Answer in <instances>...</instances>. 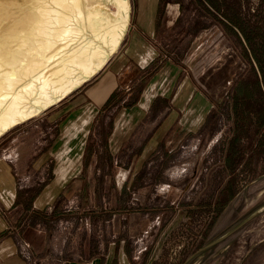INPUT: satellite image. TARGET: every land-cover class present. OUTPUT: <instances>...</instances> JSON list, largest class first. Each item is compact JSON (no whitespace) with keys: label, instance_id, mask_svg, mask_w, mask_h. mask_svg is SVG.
<instances>
[{"label":"rangeland","instance_id":"obj_1","mask_svg":"<svg viewBox=\"0 0 264 264\" xmlns=\"http://www.w3.org/2000/svg\"><path fill=\"white\" fill-rule=\"evenodd\" d=\"M99 1L113 17V2ZM128 1L121 51L140 6V0ZM210 1L158 0L151 14L152 0H146L148 33L139 39L145 49L158 53L147 79L171 62L181 69L183 90H194V95L161 126L157 104L119 147L111 133L112 119L121 113L105 115L102 133L97 127L85 144L87 155L80 161L84 176L79 174L42 208V216L59 218L41 220L45 241L35 238L29 244L37 252L31 264L82 261L119 247L127 264H264V133L259 136L264 105L250 65L238 54L245 41L233 23L250 28L264 0ZM88 83L0 137V153L12 145L6 156L11 151L26 154V184H34L24 189L27 214L37 213L32 203L54 178V160L39 173L30 171V160L55 135L47 119ZM167 121L156 153L147 156L153 148L144 155Z\"/></svg>","mask_w":264,"mask_h":264},{"label":"crops","instance_id":"obj_2","mask_svg":"<svg viewBox=\"0 0 264 264\" xmlns=\"http://www.w3.org/2000/svg\"><path fill=\"white\" fill-rule=\"evenodd\" d=\"M157 3L158 0H152L148 13L154 14ZM145 4L146 0H140L137 21L134 30L130 33L125 50L121 51L122 45H119L112 59L107 61L105 66L91 78V81L88 80L89 83L85 86L84 91L75 95L71 101L57 110L50 119H47L49 125L54 126L55 135L50 137L51 140L43 148L44 150L39 151L30 160V171L39 173L49 161L54 160L55 163L51 171L54 178L33 201V207L38 209L37 212H42V208L54 200L59 190L71 183L74 178L79 177V174L80 177L84 176L82 174L84 169L81 168L80 161L87 155H85V144L91 131H95L97 127L99 129L102 127L99 132L102 133L106 120L105 115L110 110L117 112L116 116L121 113L112 119V121L114 120V132L112 130V137L110 135L114 140L113 143H117L116 145L119 147L125 134L128 131L133 133L134 128L146 120L149 112H152L157 104H160L161 107L159 113L161 118L158 119V123L161 121L159 124L161 126L172 115L171 111L173 113L174 109L181 110V105L187 104L193 97L194 90L192 92L183 90L187 86L181 85V69L171 62L166 64L160 72L147 79L149 73L147 69L158 57V53L145 49L143 41L140 40L141 34L148 33L146 30L148 28L145 27L148 24ZM175 80H179L176 82L177 84H174ZM143 84H146L145 88L142 87ZM188 92L191 93L187 97ZM137 98L139 99L137 100ZM136 104L138 106L134 108ZM130 108H134V110H130ZM63 114L66 116L62 119ZM168 115L169 117H167ZM189 116L188 112L184 119L185 122H188ZM174 121V118L171 123L167 121L153 136L144 155L157 147L165 134L164 130L170 123L167 128L169 129ZM178 123L181 124V119ZM186 128L188 131H193L190 126H186ZM77 144L79 145L78 149L74 152ZM9 148H12V145H9L8 148L3 146L0 153V264H31V259L36 258L34 254L37 252L29 244L34 243L35 238L39 242L45 241V232L41 227L43 219L56 221L59 216H42V213L36 212L26 213L23 204L28 198V191L25 190L32 188L34 184H26L25 152L20 154V152L11 151L6 156V150ZM155 148L147 156L155 152ZM37 251H41V249ZM124 256L122 248L119 247L116 252L113 248L106 254L97 252L88 255L85 260H66L62 264H127Z\"/></svg>","mask_w":264,"mask_h":264},{"label":"bare ground","instance_id":"obj_3","mask_svg":"<svg viewBox=\"0 0 264 264\" xmlns=\"http://www.w3.org/2000/svg\"><path fill=\"white\" fill-rule=\"evenodd\" d=\"M108 1L113 17L99 0H0V137L105 66L130 10L128 0Z\"/></svg>","mask_w":264,"mask_h":264},{"label":"trees","instance_id":"obj_4","mask_svg":"<svg viewBox=\"0 0 264 264\" xmlns=\"http://www.w3.org/2000/svg\"><path fill=\"white\" fill-rule=\"evenodd\" d=\"M207 1L213 4L212 1ZM262 2V11L259 8L260 11H257V14H255L256 20L252 22L250 28H242V26L238 22L233 23H235V25L240 29L241 35L243 36V41H245V43H242V50H239L238 54L242 60H244L246 63L248 62V65H250V69L254 73L256 88L260 93L262 105H264V1ZM213 19L217 21L216 18ZM261 122L259 123V128L261 124H263V128L260 131L259 136L263 137L264 117H262ZM37 213H43V211H39Z\"/></svg>","mask_w":264,"mask_h":264}]
</instances>
